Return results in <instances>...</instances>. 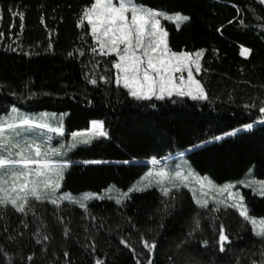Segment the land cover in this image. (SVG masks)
I'll use <instances>...</instances> for the list:
<instances>
[{
	"label": "trees",
	"instance_id": "trees-1",
	"mask_svg": "<svg viewBox=\"0 0 264 264\" xmlns=\"http://www.w3.org/2000/svg\"><path fill=\"white\" fill-rule=\"evenodd\" d=\"M92 0H0V115L7 107L16 104L22 110L49 111L66 114L64 118L65 135L73 131L90 127V121L100 119L106 122L110 136L94 141L92 145H80L69 153L75 161L84 159H104L111 161L102 165L77 164L70 168L62 189L72 193L99 191L110 184L126 190L147 169L145 164H123L124 160L134 158H160L169 153L180 151L210 134H220L232 127L241 126L257 119L258 107L246 110L245 105L253 102L259 105L264 97V28L259 25L250 10L237 16V3L245 5V0H144L147 6L162 8L168 12H181L189 15L190 21L183 22L179 28L166 22L169 31L170 46L174 50L195 51L204 48L201 63L203 70L197 78L206 85L210 94L208 101L185 99L173 104L169 101H154L153 109L149 102L133 101L126 96V90H117L114 83L115 69L101 56L99 50L94 55L90 48L94 41L90 29L78 27V15ZM251 6L249 0L248 7ZM10 8L12 11H10ZM13 12L16 14L13 15ZM25 14L21 21L19 13ZM234 18H236L234 20ZM244 18L249 27H242L239 19ZM233 20L229 24L228 21ZM24 23L23 30L20 24ZM221 25L224 27L221 28ZM11 45V48L9 47ZM242 47L251 48L242 55ZM15 48L16 50H11ZM214 49L218 51H213ZM83 52V55H81ZM30 53V54H29ZM73 53L70 57L68 54ZM109 75L113 83L107 85L98 80L91 85L86 75ZM31 79L30 88L37 93H51L38 97L17 100L12 95L27 94L24 82ZM91 101V103H89ZM193 168L201 175L210 177L216 183H222L241 177L250 167L253 174L264 179V125H256L248 131H241L234 137L208 145L186 154ZM120 161V162H119ZM182 207L173 214L164 216L157 209H163L162 193L149 188L144 192H133L131 199L125 201L126 207L116 205L114 200H94L88 203L90 211L102 217L112 232L99 230L96 236L97 252H85L82 245L91 243L86 239L85 228L95 223L85 217L78 205L62 202L63 215L72 238L62 235L63 225L58 223L53 213L56 207L48 202H35L37 210L44 214L47 222V234L50 241L35 244L37 224L31 221L29 229L22 230L19 244L25 245V254L35 251L36 264H47L49 259L64 264L63 252H70L71 264H94L95 259L107 260L112 264H135L131 251L120 246L116 250V226L128 228L127 235L139 245L136 229L126 223L127 217H133L140 231L151 237L155 231L160 233L156 253L157 264H172L169 256H174L175 264H183L186 253L205 260L211 259L212 249L204 250L201 241L204 238L214 241L218 236L204 221L205 231L197 233L196 238L177 251L175 245L190 230L193 214L198 209L191 194L183 188ZM246 201L252 206V214L264 216V197L245 190ZM214 203H210L211 207ZM226 224L233 244L227 256L221 254L217 264L229 260L235 264H250L246 253L258 249L261 241L252 232L249 223L243 221L234 209L217 213ZM20 215L14 210L10 213L7 225L0 221V227L8 226L20 231ZM163 223V227H158ZM151 227L154 232L147 229ZM4 233L0 231V236ZM7 242V241H5ZM47 245V247H44ZM47 253L42 255L41 249ZM110 249V250H109ZM218 251V248L216 249ZM53 253L55 255H53ZM259 259V257H254Z\"/></svg>",
	"mask_w": 264,
	"mask_h": 264
},
{
	"label": "snow or ice",
	"instance_id": "snow-or-ice-1",
	"mask_svg": "<svg viewBox=\"0 0 264 264\" xmlns=\"http://www.w3.org/2000/svg\"><path fill=\"white\" fill-rule=\"evenodd\" d=\"M248 3L249 0H245L244 6L237 3V16L242 17L245 11L250 10L259 25L264 28V0H251L250 7H248ZM10 11H12L11 8ZM15 14L13 12V15ZM19 16L23 21L25 14L20 12ZM161 18L175 21L177 28L183 22L191 20L189 15L179 11L170 13L162 8L147 6L144 0H92L89 5L82 8L77 24L81 29L86 27L90 29V36L94 41V46L90 48L91 53L95 55L99 50L101 56L110 58L108 63L115 69L114 83L117 90L121 88L126 90V96L133 101L149 102L151 108L156 109L157 104L154 101L170 100L173 104H178L185 99L197 102L210 100L206 85L194 74L203 70L201 60L205 49L200 48L195 52L174 50L170 46L169 31L162 24ZM228 23H233V20H229ZM239 23L242 27H249L244 18H240ZM24 26L22 22L20 29L23 30ZM223 27L224 25H221L217 31ZM3 36L4 33L0 31V38ZM9 47L11 48V45ZM11 50L15 51L16 49L12 48ZM213 51L218 50L214 49ZM251 51V48L245 47L241 54L247 55ZM68 55L71 57L73 53ZM85 79L94 86L98 84V80L104 81L107 85L113 83V79L109 75H101L98 78L94 74L86 75ZM30 85L31 79L23 84L27 90L26 95L15 92L12 95L17 100L51 95V93L34 92ZM3 87L4 85L0 83V88ZM257 107L256 116L258 118L251 123L232 127L229 131H222L220 134H210L207 139H200L198 143L190 145L191 150L195 151L208 145L215 146L217 142L225 141L227 137L237 136L243 130H251L257 124L264 125V97L260 98L259 105L255 100L245 105L246 110ZM55 116V113L48 112H25L15 103L10 107L6 106L4 114L0 115V221L7 225L12 210L21 217L19 220L20 231L8 226L0 227V231L4 233L3 236H0V264H36L37 254L35 251L26 255L25 245L13 247L19 244L20 237L24 235L22 230L29 229L30 221L27 219L29 214H31V221L37 224L35 232L32 233L36 237L35 244L39 246L42 241L51 240V236L47 234L48 225L44 214L37 210L34 201L40 204L48 202L56 207L53 215L56 221L63 225L62 235L68 239L72 238V232L65 221L63 215L65 209L62 208V202L67 201L70 205H78L80 209H83L84 215L81 218L87 217L90 221L95 222L91 223L90 228L84 229L87 233L86 239L91 243L82 246L85 248V252L91 249L90 254L97 252L94 233L99 230L113 231L108 228L102 217H97L90 211L87 201L92 200L96 196L95 193L78 197L62 190V182L66 181L71 167L79 163L83 165L111 163L104 159H84L78 162L68 156V153L80 145H92L100 138L109 137L110 133L105 127L106 122L93 119L90 121V127L73 131L71 133L72 140L67 144L60 143L57 146H52L53 136L49 133L63 136L65 132L62 119H58L54 127L50 123V118ZM179 155L183 156L184 152H180ZM151 162L159 163L155 156L151 157ZM120 163L128 164L130 161L124 160ZM184 165L187 175L184 174V168L179 164L176 165L178 170L174 171L161 167L154 172L152 168H149L145 176L152 179L143 186L129 187L126 192L116 198V205L126 207L125 201L131 199L130 193L144 192L154 183L162 195L168 198L161 201L164 207L157 211L162 212L164 216L171 215L182 207L183 188H188L191 183H196L201 190L207 188L208 191L216 192L210 197L214 204L210 207L209 199L205 198L208 197V191H202L198 197L193 190V200L198 209L203 210V213L198 210L193 214L190 230L175 245V248L177 251L182 250L185 244L196 238L197 233H203L205 220L218 239L214 243L208 238L201 241L204 250L212 249L211 259L205 260L189 251L186 253L183 264H217L221 254L228 255L233 241L226 224L217 213L222 211L226 213L229 209L238 211L243 221L251 224L252 232L262 242L258 249L246 253L250 264H264V218L258 220L257 216L252 214V206L246 201V196L238 191H233L232 184L215 185L207 176H200L196 173L191 165L187 164V161L184 162ZM260 184L264 186V181H260ZM224 193L227 195L225 196ZM259 195L264 197V188L259 191ZM99 199L103 200L104 197L100 196ZM126 223L129 228L137 230L134 234H138L140 246L131 241V237L127 235L128 228L117 225L115 230L118 236L117 252L121 250L120 246H123L124 249L131 251L135 264H157L155 257L159 241L156 237L160 233L154 232V229L149 227L147 231L154 232L149 237L145 232L140 231V226L133 217H127ZM158 227L162 228L163 223ZM217 248L218 251H216ZM41 252L44 257L47 256L43 248ZM53 255L55 254L53 253ZM257 256L259 259L254 258ZM63 257L65 258L64 264H71L68 259L69 251L65 250ZM169 260L175 264L174 256H169ZM47 264H59V261L49 259ZM94 264H108V262L95 259ZM112 264H118V262L113 259ZM220 264H231V261H221ZM235 264H240L239 257L235 258Z\"/></svg>",
	"mask_w": 264,
	"mask_h": 264
},
{
	"label": "rangeland",
	"instance_id": "rangeland-1",
	"mask_svg": "<svg viewBox=\"0 0 264 264\" xmlns=\"http://www.w3.org/2000/svg\"><path fill=\"white\" fill-rule=\"evenodd\" d=\"M172 13V12H170ZM161 22L162 24H164V26L166 27V22H172L176 25L175 21H168V20H165L163 18H161ZM167 29V28H166ZM168 30V29H167ZM245 48V47H242V49ZM241 49V51H242ZM198 50V49H197ZM196 51V50H195ZM193 51V52H195ZM114 55V54H113ZM197 77L198 73H194ZM22 110V109H21ZM22 111H25V112H30V111H26V110H22ZM39 112H48V113H55L56 116L55 117H52L50 118V123H52L53 127L55 126L56 122L58 119H62L63 121V124H64V118L66 116V114L64 113H56V112H49V111H35V112H30V113H39ZM251 123V122H250ZM258 125V124H257ZM240 127V126H238ZM243 131H248V130H243ZM49 135H52L53 136V140L51 141V144L52 146H57L59 145L60 143H65L67 144L68 142H70L72 140V137L71 136H67L65 135V132H64V135L63 136H56L54 133H49ZM192 151L190 146L180 150V151H176V152H172V153H169L165 156H162L160 158H157V160L159 161L158 164H153L151 162V158H148V159H143V158H134V159H130L128 161H130V163L132 164H145L147 165V169L146 171L143 173V175L138 178L130 187L132 186H143V184L145 183H148V181L150 179H152L151 177H148V176H145V173L148 172V169L149 168H152L154 170V172L156 170H158L159 168L161 167H165L167 170L169 171H174V170H178L176 168V165H181L182 168H184V174L187 175V171H186V166L184 165V162L187 161V164L188 165H191V163L189 162L188 158L186 157V154L188 152ZM180 152H184V155L183 156H180L179 153ZM68 156H69V153H68ZM162 158H166V159H162ZM79 162V161H78ZM120 162V161H119ZM191 167L193 168V166L191 165ZM194 169V168H193ZM195 170V169H194ZM196 173H198L196 170H195ZM199 174V173H198ZM200 176H206V175H201L199 174ZM208 177V176H207ZM143 178V179H142ZM209 179H211L210 177H208ZM192 180H194L195 178H191ZM212 180V179H211ZM213 181V180H212ZM241 181H243V183H241ZM260 181H264V179H259L257 177H255V175L253 174V167H250L241 177L239 178H236V179H231V180H228V181H225V182H222V183H216L213 181V183L215 185H225V184H232L233 185V191H238L239 193L241 194H244V191L245 190H250L252 191L254 194L256 195H259V191L264 188V186H262L260 184ZM248 185V186H246ZM151 188H155L157 190H159V188L153 183V186ZM184 189H187L189 191V193L191 194V197H192V200H193V190H195L196 192V195L199 197L201 195V192L202 191H208L207 188H205L204 190H201L199 185L196 184V183H191L189 185L188 188H184ZM255 189V191H253ZM63 190V189H62ZM128 189L126 190H122V189H119L117 188L115 185L113 184H110L108 185L107 187L99 190V191H83V192H79V193H72L70 191H66V192H69L73 195H76L78 197H82L84 194H91V193H95L96 196L93 197L92 200L90 201H87V203L91 202V201H94V200H101L99 199L100 196H103L104 199H110V200H116V198L120 197L124 192H126ZM65 191V190H63ZM131 194V193H130ZM216 192L215 191H208V197H205V198H208L209 199V204L210 203H214L213 200L210 199V197L212 195H215ZM224 195L226 196L227 193H224ZM260 196V195H259ZM194 201V200H193ZM63 202H67V201H63ZM195 202V201H194ZM238 212V211H237ZM239 214V213H238ZM260 218H264V216H261V217H257V219L259 220ZM250 224V223H249ZM251 226V224H250ZM251 229H252V226H251Z\"/></svg>",
	"mask_w": 264,
	"mask_h": 264
}]
</instances>
